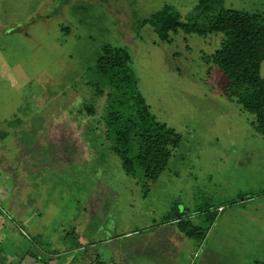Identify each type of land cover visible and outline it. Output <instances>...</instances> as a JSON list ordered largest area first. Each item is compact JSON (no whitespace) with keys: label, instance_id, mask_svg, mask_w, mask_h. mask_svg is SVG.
Returning a JSON list of instances; mask_svg holds the SVG:
<instances>
[{"label":"rangeland","instance_id":"1","mask_svg":"<svg viewBox=\"0 0 264 264\" xmlns=\"http://www.w3.org/2000/svg\"><path fill=\"white\" fill-rule=\"evenodd\" d=\"M165 5L187 21L198 0H0V202L25 233L0 242V264H264V136L212 61L224 35L160 41L145 20ZM223 6L264 15V0ZM109 44L182 136L147 194L108 140L86 139L106 136L92 69ZM183 213L196 235L169 222ZM72 230L84 251L65 245Z\"/></svg>","mask_w":264,"mask_h":264},{"label":"trees","instance_id":"2","mask_svg":"<svg viewBox=\"0 0 264 264\" xmlns=\"http://www.w3.org/2000/svg\"><path fill=\"white\" fill-rule=\"evenodd\" d=\"M224 0H198V5L183 21L174 6L165 5L147 17L159 40L168 42L172 33L222 34L224 40L212 56V61L227 76L226 96L255 118L254 130L264 136V15L224 9ZM98 84L96 95L107 92L103 121L106 136L86 132L88 141L110 142L109 150L118 157L127 176L137 180L149 191V183L156 182L166 171L172 152L182 142L175 129L157 120L138 90V79L131 67V56L126 48L105 45L92 69ZM94 116V103L85 105ZM92 132V131H91ZM1 138L7 134H1ZM188 213V212H187ZM173 214L169 222L181 225L187 236H194L197 227L185 223V214ZM208 214H212L209 213ZM214 218H210L212 221ZM70 250L79 248V236L72 230L65 236Z\"/></svg>","mask_w":264,"mask_h":264},{"label":"crops","instance_id":"3","mask_svg":"<svg viewBox=\"0 0 264 264\" xmlns=\"http://www.w3.org/2000/svg\"><path fill=\"white\" fill-rule=\"evenodd\" d=\"M4 189L5 188L3 186L0 187V197H2V199L5 198L4 197V191H3ZM0 201H2V200H0ZM3 207L4 206L0 202V242L2 244H4L6 240L9 241L10 238L12 237V235L17 234L18 231H20L22 233L21 230L17 229V224L15 223L14 219L13 220L11 219L14 216L20 217V211L17 210L16 208H13L12 210H13L14 215H12V217H11L10 215H7V213L4 214L5 209ZM92 247H93V251H94L96 249V245L94 244Z\"/></svg>","mask_w":264,"mask_h":264},{"label":"flooded vegetation","instance_id":"4","mask_svg":"<svg viewBox=\"0 0 264 264\" xmlns=\"http://www.w3.org/2000/svg\"><path fill=\"white\" fill-rule=\"evenodd\" d=\"M21 231H22V230H21ZM22 233L25 234L23 231H22ZM79 247L84 248L83 251H84L85 248H86L85 246H83V247H82V246H79ZM78 249H79V248H78ZM68 254H69V252H68Z\"/></svg>","mask_w":264,"mask_h":264},{"label":"built area","instance_id":"5","mask_svg":"<svg viewBox=\"0 0 264 264\" xmlns=\"http://www.w3.org/2000/svg\"><path fill=\"white\" fill-rule=\"evenodd\" d=\"M221 210V209H220Z\"/></svg>","mask_w":264,"mask_h":264}]
</instances>
